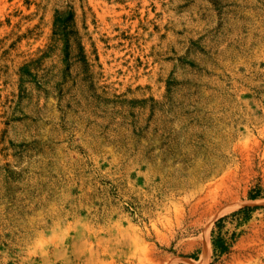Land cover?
<instances>
[{
  "label": "rangeland",
  "instance_id": "obj_1",
  "mask_svg": "<svg viewBox=\"0 0 264 264\" xmlns=\"http://www.w3.org/2000/svg\"><path fill=\"white\" fill-rule=\"evenodd\" d=\"M0 264H264V0H0Z\"/></svg>",
  "mask_w": 264,
  "mask_h": 264
}]
</instances>
